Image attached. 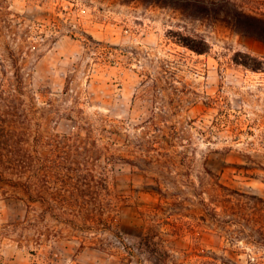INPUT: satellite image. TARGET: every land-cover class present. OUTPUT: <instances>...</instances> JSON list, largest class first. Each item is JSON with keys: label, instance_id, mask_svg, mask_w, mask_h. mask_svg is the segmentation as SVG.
Here are the masks:
<instances>
[{"label": "rangeland", "instance_id": "1", "mask_svg": "<svg viewBox=\"0 0 264 264\" xmlns=\"http://www.w3.org/2000/svg\"><path fill=\"white\" fill-rule=\"evenodd\" d=\"M10 52L35 196L0 182V264H264V225L199 210L215 175L264 216V42L141 0H0L3 90Z\"/></svg>", "mask_w": 264, "mask_h": 264}, {"label": "trees", "instance_id": "2", "mask_svg": "<svg viewBox=\"0 0 264 264\" xmlns=\"http://www.w3.org/2000/svg\"><path fill=\"white\" fill-rule=\"evenodd\" d=\"M149 4L160 7H168L180 12L184 16L193 18H208L213 23H221L232 32L237 34L251 36L261 42H264V13L255 11L253 7H245L235 2L216 1V0H141ZM186 46L195 47L184 43ZM8 60L12 66V78L15 80L16 88L10 90L1 89L0 83V101L8 102V94L19 97L16 106L0 102V113L4 119H0L2 127L0 128V182H4L17 191H21L27 201L34 200L33 176L34 169L32 163V154L28 144V134L22 129L7 128L9 123L13 122L19 114L26 112L22 108V96L24 92V73L18 63L15 53L10 52ZM6 75V71L4 72ZM17 112V113H15ZM17 119V118H16ZM19 119L17 122H21ZM212 176L210 201L204 203L200 201L202 211H206L210 217L212 225H230L240 224V220L247 223H256L264 225V216L260 209V203H250L240 199L233 200L235 195L244 196L230 189L219 182L217 177ZM199 206V207H200ZM247 206V207H246ZM220 208V211H218ZM248 209V213H244ZM223 216V219L220 218ZM250 216L249 219H245ZM226 217H228L227 220ZM246 223V224H247ZM264 244V243H263ZM253 264V263H251Z\"/></svg>", "mask_w": 264, "mask_h": 264}]
</instances>
